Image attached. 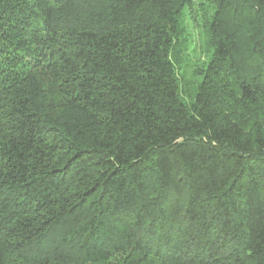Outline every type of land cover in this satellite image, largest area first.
<instances>
[{
	"label": "trees",
	"instance_id": "obj_1",
	"mask_svg": "<svg viewBox=\"0 0 264 264\" xmlns=\"http://www.w3.org/2000/svg\"><path fill=\"white\" fill-rule=\"evenodd\" d=\"M0 264H264V0H0Z\"/></svg>",
	"mask_w": 264,
	"mask_h": 264
},
{
	"label": "rangeland",
	"instance_id": "obj_2",
	"mask_svg": "<svg viewBox=\"0 0 264 264\" xmlns=\"http://www.w3.org/2000/svg\"><path fill=\"white\" fill-rule=\"evenodd\" d=\"M195 1L197 2L198 0ZM183 22L184 32L182 39L186 45L185 48H188L183 53L185 57L189 58V62L186 67L182 68V72L188 85L192 86L195 80L191 72L192 67L202 62H207L209 60V51L205 40L204 22L195 7H193L192 12H186ZM185 99L189 101L187 97Z\"/></svg>",
	"mask_w": 264,
	"mask_h": 264
}]
</instances>
